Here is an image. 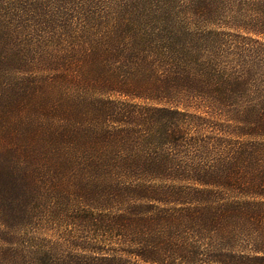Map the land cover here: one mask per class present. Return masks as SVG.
<instances>
[{
  "label": "trees",
  "instance_id": "1",
  "mask_svg": "<svg viewBox=\"0 0 264 264\" xmlns=\"http://www.w3.org/2000/svg\"><path fill=\"white\" fill-rule=\"evenodd\" d=\"M0 264H264V0H0Z\"/></svg>",
  "mask_w": 264,
  "mask_h": 264
},
{
  "label": "rangeland",
  "instance_id": "2",
  "mask_svg": "<svg viewBox=\"0 0 264 264\" xmlns=\"http://www.w3.org/2000/svg\"><path fill=\"white\" fill-rule=\"evenodd\" d=\"M86 39H112V37H110L109 35V31H107L106 29L102 30L100 34H91L90 37L86 38ZM64 40H68V39H64ZM58 41V40H57ZM53 42L56 43V41L53 39ZM77 44H81L82 40L81 39H77L75 41ZM63 47H68V44H52L51 42L48 43V58L47 60H49L51 58V54L56 53L57 55H60L61 53L58 52L59 50L62 49V52L65 53V49ZM75 48L77 49H81V46H76ZM64 55V54H63ZM39 66L35 67V73L39 72ZM45 74H42L41 72L38 73V79H43ZM68 89H69V83L68 80L67 81H62L61 84L58 86V93H59V97L62 96V98L66 97L67 93H68ZM43 90H40V92H38L36 94V96L34 97L33 101H40V95L42 94ZM77 95V93H75Z\"/></svg>",
  "mask_w": 264,
  "mask_h": 264
}]
</instances>
